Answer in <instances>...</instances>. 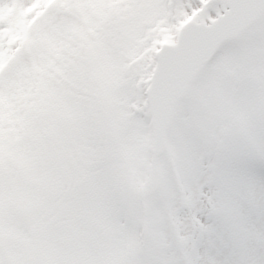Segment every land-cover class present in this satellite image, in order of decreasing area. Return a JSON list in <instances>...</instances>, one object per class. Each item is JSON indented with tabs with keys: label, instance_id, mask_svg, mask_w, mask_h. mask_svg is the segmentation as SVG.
<instances>
[{
	"label": "snow or ice",
	"instance_id": "6c2138e0",
	"mask_svg": "<svg viewBox=\"0 0 264 264\" xmlns=\"http://www.w3.org/2000/svg\"><path fill=\"white\" fill-rule=\"evenodd\" d=\"M0 264H264V0H0Z\"/></svg>",
	"mask_w": 264,
	"mask_h": 264
}]
</instances>
